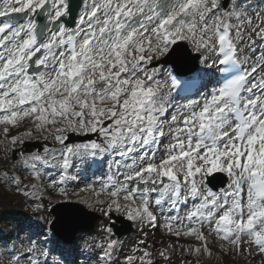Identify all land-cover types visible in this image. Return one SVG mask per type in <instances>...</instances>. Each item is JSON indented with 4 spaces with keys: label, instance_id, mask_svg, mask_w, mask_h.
I'll return each instance as SVG.
<instances>
[{
    "label": "snow or ice",
    "instance_id": "6c2138e0",
    "mask_svg": "<svg viewBox=\"0 0 264 264\" xmlns=\"http://www.w3.org/2000/svg\"><path fill=\"white\" fill-rule=\"evenodd\" d=\"M0 159V264H264V0H0Z\"/></svg>",
    "mask_w": 264,
    "mask_h": 264
},
{
    "label": "rangeland",
    "instance_id": "374dc122",
    "mask_svg": "<svg viewBox=\"0 0 264 264\" xmlns=\"http://www.w3.org/2000/svg\"><path fill=\"white\" fill-rule=\"evenodd\" d=\"M3 163V160L0 159V164ZM76 189L74 191H78ZM82 195L87 196V193H83ZM75 197L73 200L75 201ZM19 198L15 196L14 193L8 192L3 188H0V227H3L7 230L11 226H15L18 220H21L23 216H27L31 214V208L27 207V205L19 202ZM88 211L87 209H85ZM48 207L45 206V213H47ZM120 225V224H118ZM82 235V234H80ZM79 236V235H78ZM161 234L159 231L155 234V239L160 240ZM131 237L128 239L130 240ZM176 259V264H179V260Z\"/></svg>",
    "mask_w": 264,
    "mask_h": 264
},
{
    "label": "water",
    "instance_id": "95a60500",
    "mask_svg": "<svg viewBox=\"0 0 264 264\" xmlns=\"http://www.w3.org/2000/svg\"><path fill=\"white\" fill-rule=\"evenodd\" d=\"M66 213H68L67 210H59V209H57V212H55L54 215H60L62 217H65Z\"/></svg>",
    "mask_w": 264,
    "mask_h": 264
}]
</instances>
